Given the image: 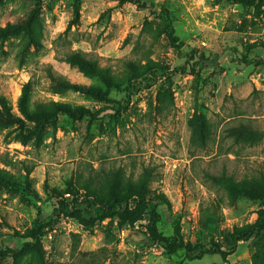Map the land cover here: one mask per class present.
<instances>
[{
  "label": "rangeland",
  "instance_id": "rangeland-1",
  "mask_svg": "<svg viewBox=\"0 0 264 264\" xmlns=\"http://www.w3.org/2000/svg\"><path fill=\"white\" fill-rule=\"evenodd\" d=\"M137 1L0 0V29L14 30L0 36V170L12 182L0 183V250L19 253L1 256L0 264H253L264 243L256 236L238 242L226 262L213 252L216 245L226 250L236 228L254 223L264 202L232 195L210 179L226 172L264 190V140L248 147L228 137L240 123L264 131V6ZM75 51L121 80L129 60L169 73L151 72L132 94L128 83L111 89L105 102L56 92L58 81L106 90L69 61ZM52 100L99 111L101 119L62 117L35 137L10 120H25L26 105ZM197 114L211 125L206 149L191 143L189 122ZM145 168L158 231L208 253L195 251L191 259L185 250L168 252L151 240L148 214L122 228L116 220L86 227L54 217L57 194H79L78 208L88 216L95 209L80 184L93 178L105 191L110 171L136 180ZM42 225V247L24 249L31 242L26 232Z\"/></svg>",
  "mask_w": 264,
  "mask_h": 264
},
{
  "label": "trees",
  "instance_id": "trees-1",
  "mask_svg": "<svg viewBox=\"0 0 264 264\" xmlns=\"http://www.w3.org/2000/svg\"><path fill=\"white\" fill-rule=\"evenodd\" d=\"M120 2L137 1V0H117ZM236 4H241L246 7L261 9L264 6V0H232ZM143 7L147 4L136 2ZM150 9L155 8L154 4H148ZM13 27L0 29V36L7 32L13 33ZM177 41V37L173 38ZM204 58V55L202 54ZM69 61L78 65L86 74L98 78L106 87V90L95 89L83 85L73 84L66 81L56 82V92H74L93 98L98 102H105L108 99L109 91L114 88H119L125 83H128L127 90L130 94L139 90L135 82L143 79L144 76L150 74L152 69L150 66L141 67L137 62L129 60L125 62L126 76L120 79L110 68L102 67L99 63L89 58L82 52H72L68 56ZM155 65V64H154ZM184 67L182 71H186ZM153 74L161 73L168 75V71L160 68L152 72ZM155 78L153 80L155 81ZM125 108H118L120 112ZM22 114L25 120L15 118L10 115V120L18 125L20 131L27 136H40L45 127L49 124L57 123L62 117L73 121H98L101 119L99 111H93L83 105H73L61 101H47L34 104L33 108L27 105L22 108ZM189 126L191 129V143L194 147L206 149L211 140V125L204 114H197L190 120ZM228 137L233 139L236 145H247L253 147L264 140V131L252 127L250 124L240 123L237 126L228 128ZM152 172L148 168L136 180H124L121 171L112 170L103 178L107 189L102 190V186L96 184L93 178H88L83 184H80L79 191H84L83 197H86L89 205L94 207V214L84 215L78 208L79 194L71 192V198H65L63 194H57L58 207L55 209L54 217L67 216L76 219L81 225L92 227L97 222L105 220L117 221L119 228L127 225H134L142 221L144 217L149 215L148 230L151 240L161 245L170 253L179 250H185L186 255L192 259L194 252L198 251L201 255L208 253L205 246L193 247L189 244L172 242V239L164 237L157 228V223L160 221V215L156 209H151V201L149 199V185ZM214 184L219 185L225 191L232 195H247L252 200H261L264 202V190L257 187L253 180L238 181L232 175L224 172L219 176H210ZM0 183L12 185V182L6 172L0 170ZM70 192H67L69 194ZM46 225L32 229L24 235L31 242L25 244L24 249L42 247V235ZM253 236L258 237L264 242V210H260L256 221L241 228H236L225 242L226 250H223L221 245H216L213 252L220 254L226 262L230 252L233 251L234 245L241 241H248ZM258 248L254 254L253 264H264V243ZM6 254H13L16 257L19 253L12 250H0V257ZM107 257V256H106ZM105 257V258H106Z\"/></svg>",
  "mask_w": 264,
  "mask_h": 264
}]
</instances>
